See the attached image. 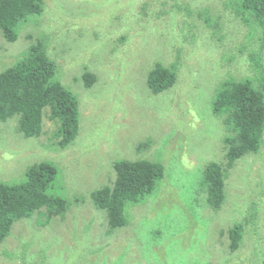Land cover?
<instances>
[{
	"label": "rangeland",
	"instance_id": "1",
	"mask_svg": "<svg viewBox=\"0 0 264 264\" xmlns=\"http://www.w3.org/2000/svg\"><path fill=\"white\" fill-rule=\"evenodd\" d=\"M45 7L14 43L0 33V72L41 40L78 98L79 134L64 149L47 115L38 137L20 133L18 117L0 121V181L21 183L29 167L51 161L59 169L53 192L72 206L42 230L35 219L17 222L0 244V264H264V137L257 153L229 168L230 129L213 112L226 79L264 77V30L242 24L229 0H45ZM156 63L179 67L160 94L148 83ZM85 72L97 77L90 88ZM139 159L162 163L165 177L127 210L128 225L109 234L90 194L113 183L115 162ZM209 162L229 168L218 210L202 184ZM243 223L232 250L228 231Z\"/></svg>",
	"mask_w": 264,
	"mask_h": 264
},
{
	"label": "trees",
	"instance_id": "2",
	"mask_svg": "<svg viewBox=\"0 0 264 264\" xmlns=\"http://www.w3.org/2000/svg\"><path fill=\"white\" fill-rule=\"evenodd\" d=\"M229 1L235 6L234 15L244 21L242 24L250 22L264 30V0ZM45 9V0H0L1 35L7 42L14 43L20 30L40 17ZM211 9L212 6H208L205 12L208 21L213 20ZM219 39L222 41L224 36L219 34ZM58 69L47 53L46 45L41 40L32 43L11 66L0 72V121L18 117L19 132L28 138L38 137L43 130V117L47 115L55 125L57 145L66 149L79 134L80 110L76 94L63 84ZM178 71L177 63L168 66L156 63L148 74L153 93L170 89L178 79ZM82 79L90 88L97 77L85 72ZM258 82L264 83V77L239 80L230 77L222 83L213 102L214 114L222 116L230 129L224 140L229 168L244 156L257 153L262 145L264 87ZM113 166L116 171L113 183L90 194L93 205L107 216L109 234L128 225L127 210L152 197L165 177V166L147 159L120 160ZM229 168L209 162L203 171L202 184L207 190V200L215 210L224 204ZM58 173L53 162L42 161L27 169L26 179L21 183L0 181V244L13 234V227L19 221L38 220L37 227L42 230L53 219L65 217L72 204L53 192ZM243 232L244 223L234 225L228 231L232 250L240 245ZM54 243L57 244L56 239ZM4 255L10 254L7 251ZM44 257L45 251H42L43 260Z\"/></svg>",
	"mask_w": 264,
	"mask_h": 264
}]
</instances>
